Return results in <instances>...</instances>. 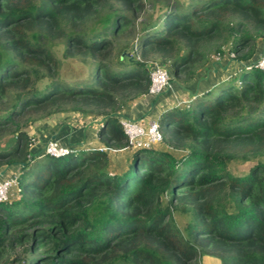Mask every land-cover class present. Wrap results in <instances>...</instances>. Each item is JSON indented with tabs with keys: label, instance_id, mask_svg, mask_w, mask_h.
I'll return each mask as SVG.
<instances>
[{
	"label": "trees",
	"instance_id": "obj_1",
	"mask_svg": "<svg viewBox=\"0 0 264 264\" xmlns=\"http://www.w3.org/2000/svg\"><path fill=\"white\" fill-rule=\"evenodd\" d=\"M153 1L163 10L134 34L138 56L110 62L144 0H0V166L18 164L0 264H264V72L244 64L264 39V0ZM224 54L242 66L160 111L155 146L128 143L118 119L148 93L149 58L185 82ZM66 57L91 74L60 78ZM67 112L100 118L104 149L30 154L25 128Z\"/></svg>",
	"mask_w": 264,
	"mask_h": 264
},
{
	"label": "rangeland",
	"instance_id": "obj_2",
	"mask_svg": "<svg viewBox=\"0 0 264 264\" xmlns=\"http://www.w3.org/2000/svg\"><path fill=\"white\" fill-rule=\"evenodd\" d=\"M174 1L176 0H167V2L165 3L171 4ZM177 1L179 4L185 5L187 3L186 0H177ZM144 2L146 4V8L140 14V16L134 21L135 22L134 30L132 32H129L123 35L122 37H117L115 39V43H114V46L112 48L111 55H110L111 57H109L110 62H111V59L114 62L113 56L117 55L121 49H125V50L120 52L119 58H122L123 56H127V60H130L132 56L135 55L134 53L136 52L135 46H134L135 45L134 34L136 36L138 32V28L141 27L142 25H150L158 21L159 15L163 10L162 6H160L161 3L154 2L153 0H144ZM259 41L260 40L257 41V44ZM61 48H62L61 42L56 43V45L54 46L56 57H60ZM136 55L138 56L137 52H136ZM257 56H258V53L255 49L251 59L249 61L244 62V64L249 65L256 58L259 57ZM149 59L150 60L148 61V66L151 63H153L152 62L153 60H151L152 58H149ZM87 63H88L87 60L84 61V59L82 60V58H71V57L61 58L59 67H58L59 77L64 79L65 81H72L75 79L86 78L91 74V71ZM233 65L236 68L241 67V65H238V63L235 61H233ZM204 68H206V65L205 67H203V69ZM165 69L167 71V76H168L167 86H165L164 89L157 95H149L150 97L144 96V97L137 98L129 102V105L127 106L126 109L122 111V114H121L124 118L135 121V122L139 121L141 123L146 124L149 121H152V120L155 121L156 116L158 115L159 111L164 110L165 108H168V107L182 108L186 104L189 103L188 99H190L191 101L194 98L191 96L189 97L188 94H186V92L184 91V88H185L184 87V77H179V80L178 79L176 80V78H174V76L167 70L166 67ZM200 73H203V72H200ZM47 80L49 79L44 78V77L42 79L40 78L36 82L35 87L41 88L45 84V82H47ZM14 102H15V97L14 95L11 94L10 98L5 102L2 108L10 107L11 104H13ZM0 114H1V110H0ZM61 114L62 113H54L51 116L47 117V119L48 118L57 119L59 116H61ZM36 116L37 114L29 115V117H36ZM18 122L19 124H21L23 121L22 119H18ZM25 130H27V128H25ZM5 136L9 137V134ZM118 151H116V156L120 160L122 159V162L126 161L128 159L126 158L128 155L127 150H118ZM248 165L249 163H245L242 165H234L232 168V171L233 173H237L239 171H245ZM8 197H9V194H8ZM177 220L182 222L183 218L179 217Z\"/></svg>",
	"mask_w": 264,
	"mask_h": 264
},
{
	"label": "crops",
	"instance_id": "obj_3",
	"mask_svg": "<svg viewBox=\"0 0 264 264\" xmlns=\"http://www.w3.org/2000/svg\"><path fill=\"white\" fill-rule=\"evenodd\" d=\"M255 49L258 56L264 53L263 40L258 42ZM237 69L238 68L233 65L232 58L224 54L222 57L209 61L206 64V68L198 70L191 80L185 81L184 91L189 97H192L193 93H195L194 97L204 94L212 88L214 84L227 79L234 73V70L236 71ZM145 96L150 97L149 94ZM188 100V102H190V99ZM62 114L57 119L44 118L37 120L27 128V135L31 137V143L29 145L30 154L41 156L43 154V146L50 138L55 139L59 144L67 146L68 148L104 149L96 137V132L100 126L98 124L99 118L79 112H67ZM110 155L112 156L113 162L120 161V163H122V159L120 160L116 156V152H110ZM17 171L18 164L0 166V179L15 177ZM14 195L15 190L12 187L9 191L8 198H13Z\"/></svg>",
	"mask_w": 264,
	"mask_h": 264
},
{
	"label": "built area",
	"instance_id": "obj_4",
	"mask_svg": "<svg viewBox=\"0 0 264 264\" xmlns=\"http://www.w3.org/2000/svg\"><path fill=\"white\" fill-rule=\"evenodd\" d=\"M254 68L264 72V53L259 55L252 63L249 64ZM246 65V68L249 67ZM149 95L159 94L168 84L166 69L158 63H151L148 69ZM118 124L128 143L134 148H148L155 146L160 141V131L156 120L145 123L132 121L124 117H119ZM69 148L59 144L55 139H48L43 146V154L50 157H61L68 152ZM15 185V177L0 179V203L8 198V193Z\"/></svg>",
	"mask_w": 264,
	"mask_h": 264
},
{
	"label": "water",
	"instance_id": "obj_5",
	"mask_svg": "<svg viewBox=\"0 0 264 264\" xmlns=\"http://www.w3.org/2000/svg\"><path fill=\"white\" fill-rule=\"evenodd\" d=\"M263 42H264V39H263ZM241 66H242V65H241ZM194 95H195V93L192 94V97H194ZM119 117H123V116H122V115H119ZM98 124H99V125L101 124V120H100V118H99ZM1 174H2V172H1Z\"/></svg>",
	"mask_w": 264,
	"mask_h": 264
}]
</instances>
